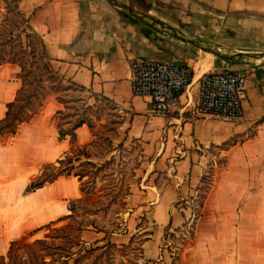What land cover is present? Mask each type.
Instances as JSON below:
<instances>
[{
	"label": "crops",
	"instance_id": "0c3cea01",
	"mask_svg": "<svg viewBox=\"0 0 264 264\" xmlns=\"http://www.w3.org/2000/svg\"><path fill=\"white\" fill-rule=\"evenodd\" d=\"M172 1L195 11L212 6L220 16L248 12L237 20L264 42V0ZM20 7L43 35L54 68L83 84L90 99H96L94 94L110 98L122 112L127 138L141 142V178L131 188L128 204L135 219L145 216L152 223L142 228L148 231L142 241L145 256L159 257L166 230L184 223L191 213L186 202L212 167V184L186 264L197 258L203 246L217 250L215 244L225 246L219 253L233 251L230 264H264V57L218 60L166 30L142 27L109 0H21ZM3 8L0 0V20ZM260 47L264 50V45ZM141 56L182 60L193 66V80L181 96V111L155 113L146 96L135 94L131 63ZM227 68L248 72L240 121L204 116L195 108L202 73ZM20 72L18 63L0 64V119L21 85ZM61 108L65 104L57 93L49 94L15 133H0V254L7 252L11 240L68 214L70 200L82 195L81 180L74 174L26 190L45 162L57 160L72 145L69 135L59 138L55 115ZM258 123L261 126L250 133ZM92 138L87 123L77 128L78 144ZM228 141L232 143L220 147ZM212 146L219 147L222 162L211 152ZM92 232L97 242L104 240L91 229H84V238Z\"/></svg>",
	"mask_w": 264,
	"mask_h": 264
},
{
	"label": "rangeland",
	"instance_id": "374dc122",
	"mask_svg": "<svg viewBox=\"0 0 264 264\" xmlns=\"http://www.w3.org/2000/svg\"><path fill=\"white\" fill-rule=\"evenodd\" d=\"M125 1L159 19L166 18V22L175 25L187 36L198 39L204 44L219 47L223 52H234L243 49H247L246 51H264L260 47L264 45V42L261 43L263 41L262 38H257L256 32L247 29L244 23L237 20V17L245 15L248 12H243L244 14L228 12L220 16L218 14L220 12L212 6L199 7L195 11L183 5L181 1ZM4 11L5 8L2 9L1 14ZM190 14L191 16H188ZM187 18H189V21H186ZM142 22L152 25L157 30L158 28L163 29L144 19H142ZM166 32L170 35L172 34L168 30ZM197 49L206 55L218 58V60L222 58L200 47ZM223 59L229 61V59ZM45 84H50V81L46 80ZM49 91L47 90V96L55 93H49ZM61 94L65 95L66 99H68V108H66V111L70 114L68 119L74 120L76 118L74 113L78 111L80 106H85L84 104L91 105L87 110V116L91 118L93 123V128H91L93 138L91 144L86 149L89 151V157L87 158L83 155L81 160H92L95 165L90 166L87 164V168L91 170L81 180V188L83 187L82 195L74 198L76 200L70 201L75 205L74 210H70L69 212L72 215L56 222L54 226H65L69 222L77 225L78 222H83L85 226H83L84 228L81 231V238L86 241L85 245H104L108 242L117 244L115 247L108 246L106 249H98L91 253L86 261L97 258L100 252L106 250L107 252L103 253L100 258H97L98 264H186V257L190 255L191 243L196 234V222L200 217L198 215L200 211L198 193L200 190L198 189L194 194V200L189 198L186 202L191 207L192 213H190L191 215L189 214L190 217L194 211L197 213L194 220L190 219L192 226L189 227L190 224L188 223L187 225L184 221L179 227L168 228L161 243L159 257H146L141 244L145 237L144 234L148 231H144L142 228L151 226L152 223H149L145 216L135 219L134 215L130 214L131 205L128 204L132 200L129 195L131 188L136 187L137 182L141 178L140 168L142 167L143 160L141 157V142L127 138L122 126V112L111 101L102 98V96L90 99L91 96L87 91L75 88L64 90ZM220 147L224 146L221 145ZM210 150L216 155L219 162L223 161L219 155V147L212 146ZM79 162V160L75 161L76 164H79ZM211 168L205 174L207 182H211ZM137 228L139 229L137 230ZM74 229L77 230V228ZM84 229L99 232L101 235L100 239L104 240L97 242V239L94 238L95 233L93 232L92 236L89 235L90 237L88 236L85 239L83 235ZM47 231H50V229L46 228L37 234H26L19 238L30 241L37 236L44 235ZM51 232L57 233L58 231L53 230ZM85 234L88 235V233ZM132 237L133 240H131ZM123 244L126 246L122 247ZM224 247L222 244L220 246L215 244L214 248L218 249L213 250L203 246L197 258L192 260L191 264L232 263L233 251H228L227 253L218 252V250L224 249ZM191 258H193V255H191Z\"/></svg>",
	"mask_w": 264,
	"mask_h": 264
},
{
	"label": "trees",
	"instance_id": "16d2710c",
	"mask_svg": "<svg viewBox=\"0 0 264 264\" xmlns=\"http://www.w3.org/2000/svg\"><path fill=\"white\" fill-rule=\"evenodd\" d=\"M20 1L4 0L5 11L1 15L0 20V64L13 62L18 63L21 67V85L15 98L7 103L6 114L0 119V133H15L21 122L29 120L40 109L47 96V90H50L49 93H57L58 99L65 104V108L59 109L55 115L58 118L59 138L62 139L69 135L72 145L57 160L45 162L41 173L32 179L26 190L43 186L64 174H74L82 180L91 170L87 168V164L91 166L95 165V163L92 160H81L83 155L87 158L89 157V151L86 149L92 140L85 145L78 144L76 142L77 128L84 123L93 128L91 118L87 116V110L91 105L84 104L85 106H80L81 112L78 109L74 113L76 118L74 120L68 119L70 115L66 111L68 99L61 93L71 88L84 90L85 86L71 78H67L54 68L43 35L31 25L29 15L20 7ZM119 10L142 27L148 29L152 27V25L145 24L141 18L134 16L130 12L124 9ZM46 80L50 81V84H45ZM94 95L96 98L102 96V98L111 101L115 107H118L107 96ZM229 143H232V141H228L222 146L226 147ZM76 160L80 161L79 164L75 163ZM211 184L212 181L207 182V176L204 175L201 184L198 186L200 190L198 193L200 198L198 203L200 207L199 216L202 214L204 199ZM81 189L83 190V187ZM191 198L195 199L194 195ZM72 200L76 199H71L70 201ZM69 208L74 210L75 205L70 202ZM71 215L72 213H68L30 232V235H34L46 228L50 229L42 236H37L30 241L21 240L20 238L11 240L7 252L0 254V264H98L97 258L107 252L106 250L100 252L97 258H92L88 261L86 259L98 249H106L108 246L115 247L117 244L108 242L104 245H85L86 241L81 238V231L84 228L83 226H85L83 222H78L77 225L69 222L65 226H54L56 222ZM74 228H77V230ZM53 230L58 232H51ZM131 240H133V237ZM125 246L123 244L122 247Z\"/></svg>",
	"mask_w": 264,
	"mask_h": 264
},
{
	"label": "built area",
	"instance_id": "2783aa9c",
	"mask_svg": "<svg viewBox=\"0 0 264 264\" xmlns=\"http://www.w3.org/2000/svg\"><path fill=\"white\" fill-rule=\"evenodd\" d=\"M131 69L130 81L135 94L146 96L155 113L166 115L182 110L181 96L194 77V69L189 62L141 56L132 61ZM247 89L246 70L227 68L206 71L199 78L195 108L204 116L240 121L244 117ZM260 126L261 123L256 124L250 133ZM190 215L185 220L187 225L197 213L194 211Z\"/></svg>",
	"mask_w": 264,
	"mask_h": 264
},
{
	"label": "water",
	"instance_id": "95a60500",
	"mask_svg": "<svg viewBox=\"0 0 264 264\" xmlns=\"http://www.w3.org/2000/svg\"><path fill=\"white\" fill-rule=\"evenodd\" d=\"M113 5H115L118 8L124 9L134 16H137L139 18H142L146 21H149L150 23L156 24L163 28L164 30H168L171 32L173 35L186 40L202 49L205 51L212 52L222 58H227L230 60H254L257 58H263L264 57V51H246V50H238L234 52H223L219 47H215L210 44H204L202 41L198 39H194L190 36H187L182 30L178 29L175 25L168 23L162 19H159L148 12L142 11L136 6L128 3L125 0H109Z\"/></svg>",
	"mask_w": 264,
	"mask_h": 264
},
{
	"label": "bare ground",
	"instance_id": "6f19581e",
	"mask_svg": "<svg viewBox=\"0 0 264 264\" xmlns=\"http://www.w3.org/2000/svg\"><path fill=\"white\" fill-rule=\"evenodd\" d=\"M163 20V19H162ZM165 21V20H164ZM211 56V55H210Z\"/></svg>",
	"mask_w": 264,
	"mask_h": 264
}]
</instances>
